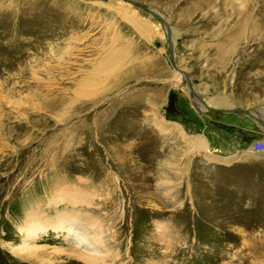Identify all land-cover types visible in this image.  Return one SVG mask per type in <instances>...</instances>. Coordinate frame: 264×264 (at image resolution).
<instances>
[{
	"label": "rangeland",
	"instance_id": "1",
	"mask_svg": "<svg viewBox=\"0 0 264 264\" xmlns=\"http://www.w3.org/2000/svg\"><path fill=\"white\" fill-rule=\"evenodd\" d=\"M134 1L160 19L125 0H0V16L49 17L34 27L44 37L33 44L23 41L32 20L0 19V30L13 32L0 36V264H87L91 255L105 257L102 264H264V151L252 149L264 133L244 112L202 109L171 65L168 41L174 38V63L207 107H218L211 99L223 96L229 109L264 119V0ZM68 45L77 48L72 56ZM114 48L125 56L109 66ZM84 88L95 94L85 96ZM152 121L171 133L156 132ZM129 125L136 133L128 142L149 132L142 162L154 136L147 175L106 180L99 174L113 171L105 162L92 177L72 168L68 155L88 129L98 131L108 159ZM195 135L208 148L181 155ZM174 174L179 187H157L156 176ZM79 176L98 186L81 210L89 222L73 223L74 234L51 228L56 213L75 210L74 195L65 202L61 196ZM35 209L50 226L25 239L20 227ZM27 247L44 257L21 258Z\"/></svg>",
	"mask_w": 264,
	"mask_h": 264
},
{
	"label": "bare ground",
	"instance_id": "2",
	"mask_svg": "<svg viewBox=\"0 0 264 264\" xmlns=\"http://www.w3.org/2000/svg\"><path fill=\"white\" fill-rule=\"evenodd\" d=\"M102 5V4H101ZM117 9V8H116ZM28 11V10H27ZM26 12V11H25ZM19 17L20 20H26V19H29V20H32L33 22V26L32 28L30 29L31 31H27V35H29L30 37L26 38L24 37L23 38V41L26 42V41H29L28 44H31L32 42H40L42 40V38L44 37L43 35H36V32L34 27L39 25L40 23H43L47 20V18H49L47 15H44L43 13H40V12H37L36 14L34 15H29L28 14H20V15H16V14H13V13H5L3 14L2 16H0V19H8V22L9 24L14 23L18 20H12L10 19L11 17ZM22 22V21H21ZM17 24V23H16ZM34 29V30H33ZM19 31H21L19 29ZM35 31V32H34ZM18 32V30H17ZM13 32H10V31H2L0 30V36H6L8 34H12ZM36 35V36H35ZM14 36V35H13ZM170 38V41H171V47H172V52H173V42H174V38L173 37H169ZM40 40V41H38ZM78 40V39H77ZM80 40V39H79ZM21 41V40H20ZM9 42V41H8ZM6 43V45H8L9 43ZM1 43V42H0ZM23 43V42H22ZM78 43V42H77ZM27 44V43H26ZM33 44V43H32ZM5 45V46H6ZM36 45V44H35ZM18 46V45H17ZM22 46V45H21ZM3 47V46H2ZM67 47L68 51L69 52L67 55H73V51L76 47L72 46V45H68ZM6 48V47H5ZM4 48V49H5ZM21 48V47H20ZM1 50V49H0ZM77 50V48L75 49ZM2 52V51H1ZM22 55V53H20ZM63 54H66V53H63ZM125 54V50H122L120 48H114L113 51L111 52V58H112V61H110L109 63V66H116L119 62H121V60L123 59V56ZM1 55V54H0ZM9 55V54H7ZM2 57V56H1ZM20 57V56H19ZM67 57V56H66ZM37 58V57H36ZM5 59V57L3 58ZM7 60V59H6ZM63 60V59H62ZM1 61V60H0ZM13 61V59H12ZM11 61V62H12ZM61 61V60H60ZM170 61V60H169ZM14 62V61H13ZM17 62V61H16ZM15 62V63H16ZM102 62V61H101ZM171 63V62H170ZM46 64V63H45ZM171 65L174 67V69H176L177 71L181 72L182 71L180 69L177 68V66L175 65L174 63V60H173V64L171 63ZM101 66V65H100ZM109 66L107 67H104V66H101V72L102 70L104 69V72L107 73L108 72V69H109ZM94 72V71H93ZM99 72V70H98ZM103 73V72H102ZM96 74V73H95ZM101 74V73H100ZM104 74V73H103ZM183 74V73H182ZM97 75V74H96ZM95 75V76H96ZM184 75V74H183ZM87 77H88V74H87ZM91 77L93 78V76H90L89 78H86L87 79V82L90 81ZM177 79V78H176ZM190 79V78H189ZM84 80V79H83ZM82 80V81H83ZM85 81V80H84ZM170 81V80H169ZM173 86H176V87H179L178 86V80H173L172 83ZM187 85V84H186ZM191 85V83H190ZM92 86V85H91ZM88 87V86H87ZM93 87V86H92ZM188 87V86H187ZM107 88V87H106ZM181 88V87H180ZM192 88V86H191ZM189 89V87H188ZM183 90V89H182ZM185 90V88H184ZM183 90L184 92V95L185 94V91ZM82 92L84 93L85 96L87 97H91L93 96L95 93H91V90L88 89V88H84L82 90ZM191 93V92H190ZM196 94V93H195ZM192 95V94H191ZM192 96H195V95H192ZM197 96V95H196ZM195 96V97H196ZM197 98V97H196ZM200 98V97H199ZM153 99V97H152ZM201 100H203L202 98H200ZM199 100V99H198ZM157 102V101H156ZM203 102L205 103V105L207 106L206 102L203 100ZM152 105H155V103L151 102ZM211 103H214L216 106V108H222V107H226V108H223V109H228L229 107H231V104H229V101L226 97H215L213 99H211ZM205 105H201L202 109L204 110H207ZM212 108V107H211ZM215 108V107H213ZM156 113V112H155ZM215 113H223V112H215ZM232 113V112H231ZM231 113L229 114H225L226 116H229ZM251 115H249L250 117L253 118V120L255 119H258L257 116L255 117L254 114H252L251 112H249ZM257 114V113H256ZM259 116V115H258ZM262 115H260L261 117ZM248 118V117H247ZM153 119H156V118H153ZM260 119V118H259ZM248 120V119H247ZM252 120V119H251ZM252 120V121H253ZM262 121H264V119H260ZM257 121V120H256ZM255 122V121H254ZM258 122V121H257ZM81 123H84V122H81ZM166 123V122H165ZM256 123V122H255ZM257 124V123H256ZM79 126H83V124H78ZM152 125L154 126V130L160 134H169L171 133L170 132V129L169 127L167 128L166 125L164 124H160L159 122H156V121H152ZM259 130H261L260 132L261 133H264V127L262 125H260V123L257 124ZM86 127V126H85ZM178 129L179 126H174ZM173 127V128H174ZM175 128V129H176ZM180 128V127H179ZM96 129V128H95ZM148 130V129H147ZM151 130V129H150ZM173 130V129H172ZM180 130V129H179ZM145 131V130H143ZM152 131V130H151ZM175 131V130H174ZM177 131V130H176ZM98 133V131H96ZM147 134L148 131H145ZM178 132V131H177ZM97 133H95V131H93L91 128L87 130L86 134H85V137L84 138H81L80 140V146L77 148L76 152L75 153H71L70 155H68V158H73V161H72V168L73 169H76L78 170L79 172L81 173H84L87 175H90L91 174H94V171L93 168L96 166V165H99V164H102V162H105V166L106 168L108 167L109 169H111L113 171V173H109V172H101L99 174V177H105L104 179H108V180H111V177L112 175H115L116 173L118 175H120L121 173L122 174H127V177L129 179H136L138 177H144V175H147L146 173H148V171L152 170L153 168V161L155 160V150L154 148L156 147L155 145V142L152 141L154 140L153 137H151V141L148 143V147L146 149V155L145 157L142 159L144 162L140 161V156H141V153L139 151V149L142 151V147H146V143L145 142H142V139H144L143 137H145L146 135L145 134H140L141 136H137L135 137L132 141L128 142V138H130L131 136H134L135 135V127H133L132 125H129L125 130L124 132L122 133V135L125 137L123 138V141L122 143L118 144L117 145V151L116 153H114L112 156H114V158H112L110 155L108 156V159L107 158H104L103 157V148L101 145H98L97 142H96V137H99V135H97ZM149 133V132H148ZM156 133V134H158ZM153 134V133H152ZM159 134V135H160ZM178 134V133H177ZM184 134V132H183ZM148 135V134H147ZM179 135V134H178ZM181 135V134H180ZM185 135V134H184ZM96 136V137H95ZM150 136V134H149ZM183 136V135H182ZM187 136V135H185ZM147 137V136H146ZM181 137V136H180ZM84 139V141H83ZM125 139L127 142H125ZM148 139V138H147ZM150 139V138H149ZM182 139H184V137H182ZM191 140V139H190ZM83 141V142H82ZM192 141V144H190V141H188L189 143L187 144V148L185 146V150L184 152L181 154V155H184V154H187L188 152H192L191 150H195V149H207L208 148V144H207V141L205 140V138H203V136L201 137H193V139L191 140ZM146 145V146H145ZM67 150V149H66ZM65 151V150H64ZM199 151V150H198ZM202 151V150H201ZM147 152H149V155H147ZM255 152V151H254ZM206 152H204L205 154ZM207 153H208V150H207ZM143 154V153H142ZM208 154H211V153H208ZM63 155V154H62ZM66 155V154H65ZM236 156V155H234ZM61 157V156H60ZM63 157V156H62ZM179 157V156H178ZM211 158H212V155H211ZM235 158V157H234ZM65 159V158H64ZM214 159V158H213ZM212 159V160H213ZM218 161L222 162V163H227L229 164L231 161L228 160V159H222V158H216ZM230 159V158H229ZM116 160V163L115 162H112ZM179 160H181L180 158L178 160H171V162H173V164H177L179 162ZM211 160V159H209ZM66 161V160H65ZM68 161V160H67ZM157 161V159H156ZM63 162V160H62ZM69 162V161H68ZM170 161H168L169 163ZM171 164V163H170ZM172 164V166H173ZM64 165V164H63ZM53 166V165H52ZM63 167V166H62ZM61 167V168H62ZM65 167H69L67 165H65ZM100 167V165H99ZM172 168V167H171ZM97 169V168H96ZM177 169V172H180V168L176 167L175 165V168H172L171 170H174ZM99 170V169H98ZM103 170V169H102ZM58 171V170H57ZM115 171V172H114ZM182 172V171H181ZM109 173V174H108ZM63 174V173H62ZM64 174H66L64 172ZM96 176L98 175V173L95 174ZM177 174H174V175H170V177L168 179H163L162 176L158 175L156 176L157 177V187L158 188H161L163 190L168 191L169 190L171 191V189H175L177 187H179L180 185V182L178 181L179 179L177 178L176 176ZM64 176V175H63ZM94 176V175H93ZM59 177V176H58ZM80 177V176H79ZM82 177V176H81ZM79 178L78 181H76L74 184L72 183L70 186H67L63 193H62V196H61V199L65 202V200L67 201V196L69 194H72L74 195L75 199L73 200V204L75 207V212L72 211V212H59V213H56L54 215V218H55V221L53 222V224H50L51 225V228L53 229H57L59 227H62L64 230L67 229V233H70L71 234H74V229H73V223H83V222H89V217L90 215H86L85 213H82L81 210L84 206L88 207L89 205H91L90 203L92 202L91 201V194L90 193H93L95 192L96 190H98V186H96V184H94L92 181H87L88 179H82V178ZM92 177V176H91ZM122 177V176H121ZM127 177L125 179H127ZM61 178V177H59ZM63 178V177H62ZM61 178V180H62ZM146 178V177H145ZM65 179V178H64ZM67 179V178H66ZM139 179V178H138ZM156 179V178H155ZM172 181H170V180ZM137 180V179H136ZM141 180V179H140ZM151 180V179H150ZM64 181V180H62ZM107 182V181H106ZM130 182V181H129ZM146 182V181H145ZM151 182V181H150ZM135 183V182H134ZM139 183V182H138ZM137 183V184H138ZM144 183V182H143ZM131 184V183H130ZM147 184V183H146ZM68 185V184H67ZM136 185V184H135ZM131 186V185H130ZM146 186V185H144ZM149 186V185H148ZM135 187V186H134ZM129 188V187H128ZM134 189V188H133ZM132 190V189H131ZM136 191V190H135ZM90 192V193H89ZM97 192V191H96ZM73 197V198H74ZM140 198V196H139ZM117 199V197H116ZM112 200V199H111ZM72 202V201H71ZM136 202V201H135ZM93 203V202H92ZM138 203V202H137ZM148 203V202H147ZM148 205V204H147ZM131 206V205H130ZM93 210V209H92ZM39 210L36 211L35 210H31L30 212H27L26 214L27 215H30L31 213H34V214H31L29 219H27V223L28 225L26 226H23V227H20V231H22V234L23 236L25 237V239H34V237H37L39 236V231L46 228V227H49L50 225L48 226H44V222L46 221L47 217H44V214L43 212L41 213H38L37 215L35 213H37ZM79 211V213L77 212ZM81 212V213H80ZM159 212V210H158ZM161 213V212H160ZM50 218V217H49ZM45 220V221H44ZM83 221V222H82ZM65 225L67 226L66 228ZM61 230V229H60ZM22 237V235H21ZM23 238V237H22ZM23 240V239H22ZM21 240V241H22ZM12 249V248H11ZM15 250H17V248H14ZM33 249V248H32ZM30 247H27L25 251V253H21L19 254L20 252H18L19 256L23 259H30L32 260L33 262L34 261H37V259L39 260V258H43L44 257V253L41 252V251H35L34 249L32 250ZM14 251V250H13ZM17 251H20V250H17ZM22 251V250H21ZM23 251V252H24ZM77 253V252H76ZM76 257V256H75ZM80 257V256H79ZM87 262V264H102L104 262H106V259L105 257H88V259L85 260Z\"/></svg>",
	"mask_w": 264,
	"mask_h": 264
},
{
	"label": "water",
	"instance_id": "3",
	"mask_svg": "<svg viewBox=\"0 0 264 264\" xmlns=\"http://www.w3.org/2000/svg\"><path fill=\"white\" fill-rule=\"evenodd\" d=\"M125 1H128L134 5H137L138 7H140L141 9L145 10L146 12L154 15L155 17H157L158 19H160V17L158 15H156L149 7L137 2V1H134V0H125ZM168 41H169V60L170 62L173 64V52H172V47H171V41H170V38L168 36ZM182 73L184 74V78H185V82L187 84V86L189 87V90L191 92L192 95H195V92L193 91V89L191 88V85H190V79H189V76L186 74V72L182 71ZM177 92L181 95H184V92L182 89L178 88L177 89ZM198 99H199V102L201 103V105H205V103L203 102V100H201L198 96H196ZM207 111L209 112H223V113H228V112H244L248 115H251L247 110H243V109H235V108H228V109H223V108H211V107H207L205 105ZM252 116V115H251ZM258 121V123H260V125H262L264 127V121L260 120V119H256Z\"/></svg>",
	"mask_w": 264,
	"mask_h": 264
},
{
	"label": "built area",
	"instance_id": "4",
	"mask_svg": "<svg viewBox=\"0 0 264 264\" xmlns=\"http://www.w3.org/2000/svg\"><path fill=\"white\" fill-rule=\"evenodd\" d=\"M252 149L255 152H263L264 151V142L262 140L256 139L252 143Z\"/></svg>",
	"mask_w": 264,
	"mask_h": 264
}]
</instances>
